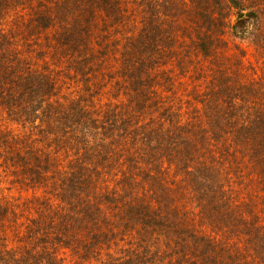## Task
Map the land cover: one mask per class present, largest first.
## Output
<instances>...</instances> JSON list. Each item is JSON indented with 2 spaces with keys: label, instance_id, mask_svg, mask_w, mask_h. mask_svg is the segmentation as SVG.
I'll use <instances>...</instances> for the list:
<instances>
[{
  "label": "trees",
  "instance_id": "trees-1",
  "mask_svg": "<svg viewBox=\"0 0 264 264\" xmlns=\"http://www.w3.org/2000/svg\"><path fill=\"white\" fill-rule=\"evenodd\" d=\"M125 1L0 32V264H264V0Z\"/></svg>",
  "mask_w": 264,
  "mask_h": 264
},
{
  "label": "rangeland",
  "instance_id": "rangeland-1",
  "mask_svg": "<svg viewBox=\"0 0 264 264\" xmlns=\"http://www.w3.org/2000/svg\"><path fill=\"white\" fill-rule=\"evenodd\" d=\"M22 1L23 0H0V6L5 4L0 12V32L6 33L7 36L11 35L10 39L12 43L30 55L33 61L39 63L41 72L48 73L50 72L49 67H52L53 63H55L57 60H55L49 51L42 45H45V42L48 41V36L51 37L52 32L48 29L37 28L35 29L34 34L30 31H27L28 28H26L25 23L17 24L19 19H24V21L27 19L28 21L31 17L37 16V12H35L36 6H39L40 3L45 2L46 0H43L42 2L40 0H28L26 8L23 7ZM9 3L12 5L7 7L6 4ZM133 3L137 2H134L133 0H127L123 3V6L126 7V9L128 7L132 10L135 6ZM237 25L242 27L244 22L237 23ZM38 51H41V54H38ZM59 78L64 81H69L67 78H65V75L62 72L59 74ZM1 117L3 116L1 115ZM1 122L5 123L3 120H1ZM12 127L18 128V125L13 124ZM5 177V172L0 168V194L8 195L10 192L16 194L15 189H9L10 184ZM244 254L251 256L253 253Z\"/></svg>",
  "mask_w": 264,
  "mask_h": 264
}]
</instances>
